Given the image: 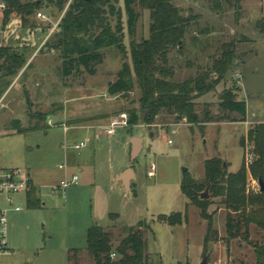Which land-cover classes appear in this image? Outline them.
<instances>
[{
    "label": "rangeland",
    "instance_id": "1",
    "mask_svg": "<svg viewBox=\"0 0 264 264\" xmlns=\"http://www.w3.org/2000/svg\"><path fill=\"white\" fill-rule=\"evenodd\" d=\"M36 1L41 8L28 18L32 27L21 29L12 19L2 36L7 46H19L8 49L20 54L25 65L13 77L3 78L0 72V169L25 172L40 208H27L26 194L12 196L11 205L0 198V206L6 210L9 250L0 255V264H69L73 253L79 264H94L86 253L88 228L98 226L109 232L114 250L127 230L139 223L144 224L139 230L148 264H200L205 256L207 264H255V248L264 242V233L250 225L247 239L242 236L243 229L230 239L227 217L236 219L238 215L229 214L222 199L212 198L208 188L201 194L209 201L205 215L212 233L204 251L208 223L180 193V185L185 174L202 184L206 160H222L229 174L238 172L241 165L248 168L254 160L247 163L248 156L253 157V146L246 137L264 123V34L258 27L264 23V0H241L238 7L234 0H220V10L212 0H171L187 20L179 48L168 54L174 83L203 74L220 59L224 45L235 43L232 72L214 91L194 100L198 125L176 123L163 111L151 125L145 124L142 120L148 110L139 106L134 76V89L126 98L107 94L108 84L116 80L123 64L132 69L130 43L149 36L148 10L135 4L137 19L129 34L120 0L116 8L121 10L126 55L115 48L103 49L94 76L80 68L62 78L61 58L48 45L68 5L60 12L52 7L50 1L54 0H21ZM38 13L44 19L37 18ZM110 24L114 27L115 19ZM232 87L238 89L236 100L246 104L243 121L219 109L222 92ZM128 111L138 113L136 124L116 128L112 137L89 129L95 125L92 120L104 119L100 115L117 117ZM206 112L217 120L201 123ZM62 125L68 128L67 133ZM130 138L142 140L141 152L133 162ZM82 142L86 143L83 149L71 148ZM62 165L65 169L59 170ZM127 166L136 175L129 193L120 183L112 182L113 170ZM72 176L78 178L76 185L53 191ZM252 187L260 191L247 172V192L254 193ZM16 207L20 210L15 211ZM173 214L185 216V223L171 227L158 219Z\"/></svg>",
    "mask_w": 264,
    "mask_h": 264
},
{
    "label": "trees",
    "instance_id": "2",
    "mask_svg": "<svg viewBox=\"0 0 264 264\" xmlns=\"http://www.w3.org/2000/svg\"><path fill=\"white\" fill-rule=\"evenodd\" d=\"M229 2V0H224ZM120 0H54L50 1L53 8L62 12L67 6L58 25V30L51 37L49 49L57 52L61 58V77L68 78L73 72L82 68L89 76H94V67L101 64L100 51L115 48L121 55H126L122 40L121 10L116 6ZM216 10H220V0H212ZM241 0H234L238 7ZM124 11L128 17V33L137 16L133 7L138 4L150 13L149 36L140 43H130L132 69L123 64L113 83L108 84L107 94L110 97L126 98L134 89L133 76L140 91L138 100L141 108L148 114L143 118L147 125L161 112L173 117L176 123L185 121L189 125L200 124L194 108V100L215 90L224 78L232 72L234 46L231 42L224 45V51L218 61L213 62L209 70L198 74L195 78L182 83H174L173 70L169 66L168 54L172 49L179 48L187 30V20L181 11L174 7L171 0H122ZM1 28L15 19L21 29L31 28L28 18L41 8V3H22L21 0H0ZM111 19H115L111 27ZM264 34V23L258 25ZM24 67L21 55L10 49L0 47V72L3 78L13 77ZM214 76V77H213ZM238 89L232 87L222 92L219 109L222 113L236 114L243 121L246 117V104L236 100ZM136 111H128L129 125L138 120ZM228 120L225 116L224 120ZM216 121L208 112L201 123L209 124ZM220 121V120H218ZM234 122V121H232ZM246 141L253 146V162L246 168L241 165L238 172L229 174L227 165L218 158L204 162V182L197 184L187 174L183 175L180 193L191 204L201 211L207 221V233L204 239V251L209 244L212 233L211 221L205 212L209 201L200 200L201 192L208 188L212 198L222 199V204L229 214L238 215L236 219L227 217L226 233L234 239L241 233L245 239L249 226L253 225L264 233V191L247 192V172L256 182L264 185V123L256 125L247 133ZM241 147L244 140L240 142ZM35 188L27 193V208H40L34 199ZM158 219L168 226L175 227L185 223V216L173 214L161 215ZM139 223L137 228L127 230V236L116 249H112L111 234L98 226L86 231V253L94 264H148L146 245L141 237ZM76 252V251H74ZM114 255V258L111 256ZM256 263L264 264V242L255 248ZM69 264H79L76 253L69 256Z\"/></svg>",
    "mask_w": 264,
    "mask_h": 264
},
{
    "label": "built area",
    "instance_id": "3",
    "mask_svg": "<svg viewBox=\"0 0 264 264\" xmlns=\"http://www.w3.org/2000/svg\"><path fill=\"white\" fill-rule=\"evenodd\" d=\"M0 8H3L1 5ZM39 19H44V16L38 13L36 15ZM1 106V101H0ZM127 114L122 113L117 117H112L108 121V127L103 130V133L111 137L115 133L116 128H125L127 127ZM48 124L51 125V122L48 121ZM64 132L68 131V128L62 125ZM85 142L73 145L71 148L75 151H79L85 147ZM63 149L66 150L67 147L63 146ZM253 157H249L247 159V163H251ZM65 166H59V170H64ZM152 170V168H151ZM78 178L76 176H72L71 178H65L61 181L60 185L53 188V191H64L67 188L74 186L77 184ZM31 187H33L32 182L29 176L21 171V170H2L0 169V198H3L5 202L9 205L12 204L11 197L16 194H26L30 191ZM258 187H252L251 190L254 193ZM15 211H19L20 208L16 207ZM6 233H7V219H6V210L0 206V255H6L9 253L7 241H6ZM114 258V255L111 256Z\"/></svg>",
    "mask_w": 264,
    "mask_h": 264
},
{
    "label": "water",
    "instance_id": "4",
    "mask_svg": "<svg viewBox=\"0 0 264 264\" xmlns=\"http://www.w3.org/2000/svg\"><path fill=\"white\" fill-rule=\"evenodd\" d=\"M141 141L139 139H132L131 140V154H130V159L131 161H135V159L138 157V155L141 152ZM186 171L184 170L183 173H185ZM133 179V171L132 169H129L127 171H125L124 173L117 175L114 179H113V183L117 184L120 183L122 185V187L125 189L126 193L130 192V182ZM259 187H260V192L264 191V185L262 184L261 181L258 182ZM200 199L201 200H206L207 199V195L206 194H201L200 195ZM200 264H207V257L205 256L204 259H202V261L200 262Z\"/></svg>",
    "mask_w": 264,
    "mask_h": 264
},
{
    "label": "crops",
    "instance_id": "5",
    "mask_svg": "<svg viewBox=\"0 0 264 264\" xmlns=\"http://www.w3.org/2000/svg\"><path fill=\"white\" fill-rule=\"evenodd\" d=\"M10 23H12V19L8 22V24L4 27V29H1V31H0V47H3V48H9V47H11V48H16V47H19L18 45L17 46H15V47H12V46H7L6 44H5V40H4V38H2V36H4V34L6 33V31L8 30V28H9V25H10ZM0 25H1V16H0ZM1 27V26H0ZM40 44H39V46H38V48L36 49V51L40 48ZM35 51V52H36ZM20 55V54H19ZM24 61V60H23ZM24 65H25V63H24ZM109 115V114H108ZM108 115H100V117H103L104 119L103 120H92V123H95V125H93L92 127H89V129H92V128H94L96 131H99L98 133H100V130H101V133H103V131L102 130H104V129H106L107 127H108V121H109V119L110 118H112V117H114V116H111V117H109ZM67 133V132H66ZM104 134V133H103ZM114 135H115V133H114ZM113 135V136H114ZM98 137H100V136H98ZM112 137V136H111ZM131 140L132 139H138V138H130ZM131 140L129 141V148H130V154H131ZM140 141H141V144H140V146H141V149H142V140L141 139H139ZM129 169H131L129 166H127V167H124V168H122V169H120V170H113V176H112V182H113V179L117 176V175H120V174H122V173H124L125 171H127V170H129ZM133 171V170H132ZM78 172H80L79 170H78ZM135 177H136V175H135V173H134V171H133V179H132V181L130 182V184H129V186H131V183H133L134 181H135ZM34 187V186H33Z\"/></svg>",
    "mask_w": 264,
    "mask_h": 264
}]
</instances>
